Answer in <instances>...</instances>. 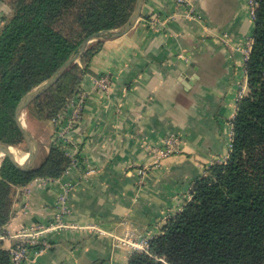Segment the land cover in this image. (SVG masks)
I'll list each match as a JSON object with an SVG mask.
<instances>
[{"label":"crops","instance_id":"crops-1","mask_svg":"<svg viewBox=\"0 0 264 264\" xmlns=\"http://www.w3.org/2000/svg\"><path fill=\"white\" fill-rule=\"evenodd\" d=\"M188 1L201 18L186 17V5L178 0H144L134 27L103 42L81 83L87 94L82 120L68 137V151L79 165L59 179L37 178L16 189L2 248L15 244L17 231L51 221L70 184L69 221L83 229L52 234L53 247L26 264H128L133 253L114 246L113 235H122L124 224L160 235L194 181L224 162L245 78L240 47L253 36L254 19L248 0ZM10 13L0 0V27ZM223 35L228 44L218 38ZM101 74L112 78L109 94L94 87ZM37 132L32 134L39 150L41 144L48 153L53 124L46 121ZM170 133L180 136L182 151L149 170L141 183L139 170L151 161L144 146ZM89 226L111 235L84 228Z\"/></svg>","mask_w":264,"mask_h":264},{"label":"trees","instance_id":"trees-1","mask_svg":"<svg viewBox=\"0 0 264 264\" xmlns=\"http://www.w3.org/2000/svg\"><path fill=\"white\" fill-rule=\"evenodd\" d=\"M4 1L11 13L0 27V142L19 147L26 143L15 119L20 101L51 78L88 36L122 27L136 0ZM256 2L246 61L248 90L237 104L228 158L194 181L183 209L166 221L148 252L133 253L128 264H264V0ZM69 14L84 33L78 41L57 28L58 20ZM103 42L91 44L79 62L28 106V120H52L65 107ZM72 164L67 148L53 139L49 152L30 172L4 156L0 236L14 216L16 189L37 178L59 179ZM0 264H12L1 242Z\"/></svg>","mask_w":264,"mask_h":264},{"label":"built area","instance_id":"built-area-1","mask_svg":"<svg viewBox=\"0 0 264 264\" xmlns=\"http://www.w3.org/2000/svg\"><path fill=\"white\" fill-rule=\"evenodd\" d=\"M181 4H185L187 11L186 17L188 18H201L197 10L191 6L188 0H178ZM248 8L250 16L255 19L257 2L256 0H248ZM167 19L162 21L165 24ZM157 20L151 21L155 25ZM160 24V22L158 21ZM221 42L228 44L229 38L227 35L218 37ZM253 44V37L245 40V58L249 57ZM113 86L112 78L109 74H101L94 78V87L104 94H109ZM248 90V81L245 78L242 88L239 91V99L243 98ZM87 94L80 89L69 99L65 107L51 120L54 126L53 141L61 143L63 147L67 148L70 132L78 126L82 120L84 105ZM180 140L176 134L167 136L160 146H150L148 152L153 159L154 165H158L164 159L180 153ZM67 153L73 159L72 165H79V160L75 154L68 151ZM147 167L140 170V182L144 181ZM73 186L66 184L63 193L59 197L57 203V212L54 218L45 224H35L27 228L17 231L12 237L16 240L15 244L9 249L12 264H26L28 261L34 260L53 247L51 235L57 232L66 230L83 229L76 224L69 221L72 215V209L68 203L69 194ZM124 232L122 235H113L114 246L121 248H128L132 253L148 252L151 240L156 236H149L141 234L128 224H124ZM85 229L96 230L102 235H111L109 232L101 230L95 226L84 227Z\"/></svg>","mask_w":264,"mask_h":264},{"label":"water","instance_id":"water-1","mask_svg":"<svg viewBox=\"0 0 264 264\" xmlns=\"http://www.w3.org/2000/svg\"><path fill=\"white\" fill-rule=\"evenodd\" d=\"M143 5L144 0H136L134 12L132 13L129 20L119 29H105L88 36L78 46L73 55L56 71V73L51 78L24 96L16 108L15 119L29 147L27 157L23 163H20L17 156L11 151L12 147L2 142H0V155L8 157L11 162L20 170L30 172L36 167L39 155V143L32 132L26 127L24 120L25 110L34 100L51 88L62 77L64 72L70 68L71 65L77 63L79 58L91 44L96 41L116 39L127 34L141 17Z\"/></svg>","mask_w":264,"mask_h":264},{"label":"rangeland","instance_id":"rangeland-1","mask_svg":"<svg viewBox=\"0 0 264 264\" xmlns=\"http://www.w3.org/2000/svg\"><path fill=\"white\" fill-rule=\"evenodd\" d=\"M57 28L60 30V31H62L66 36H68L71 40H73V41H78V40H80L82 37H83V31H82V28L80 27V25H79V23H77V21L75 20V18L73 17V16H71L70 14L69 15H66V16H64V17H61V19L60 20H58V22H57ZM96 42H98V41H96ZM95 43V42H94ZM241 48V52H242V54H243V57H244V61H245V78H247V75H246V58H245V53H244V50H245V41L243 42V44H242V46L240 47ZM79 62V61H78ZM245 78L242 80V82L240 83V86H239V90H238V95H237V100H236V103L238 104V101L240 100L239 99V91L241 90V88H242V84H243V82H244V80H245ZM246 94H247V92H246ZM245 94V95H246ZM244 95V96H245ZM236 111H237V105H236ZM236 115V114H235ZM235 118V117H234ZM51 121V120H50ZM44 122H46V121H40V120H37V119H35V118H32V119H30V120H28L27 119V115H26V113H25V124H26V127L34 134V133H36L37 135H38V132H37V128H42V130H43V128H44ZM232 122H233V120H232ZM39 123V124H38ZM41 123V124H40ZM36 125H38V126H36ZM232 127H233V124H232ZM45 130V129H44ZM233 131V130H232ZM171 134H176V133H170V134H168V135H166L163 139H162V141L160 142V143H158V144H155V145H150V144H147V145H145L144 146V149L146 150V153L148 154V156L150 157V163H147V164H145L144 166H142L141 168H140V170L141 169H143V168H145V167H147L148 169H146V174H147V172L149 171V170H151V169H153V167H157V166H159L161 163H159L158 165H154V163H153V159H152V157L150 156V154H149V152H148V148L150 147V146H160L161 144H162V142H163V140L167 137V136H169V135H171ZM35 135V134H34ZM176 136H178V138H179V140H180V146L182 145V140H181V138H180V136L178 135V134H176ZM53 139V138H52ZM231 141H230V144H229V150H231V147H232V141H233V132H232V136H231ZM14 149H15V154H16V156L18 157V159H21V158H23L24 156H27V154H28V152H29V147H28V145L25 143V144H22L21 146H19V147H13ZM182 151V148L180 149V152ZM27 152V153H26ZM230 152V151H229ZM45 155H46V150L43 148V146H41V144H40V150H39V155H38V159H37V163L36 164H38L40 161H41V159H43L44 157H45ZM228 155H229V153H228ZM3 157L4 156H1L0 157V163H1V161H2V159H3ZM227 158H228V156L224 159V162L227 160ZM21 161V160H20ZM22 162H23V160H22ZM140 170H139V172H140ZM190 198V194L187 196V199H184L185 200V202H184V205L182 206V208H181V210L183 209V207L185 206V203H186V201L188 200ZM180 210V211H181ZM179 213V212H178ZM171 217H174V216H171ZM169 219V218H168ZM167 219V220H168ZM166 220V221H167ZM166 223V222H165ZM165 223H164V225H165ZM163 225V226H164ZM162 229H163V227H162ZM137 230V229H136ZM157 236H159V235H157Z\"/></svg>","mask_w":264,"mask_h":264},{"label":"bare ground","instance_id":"bare-ground-1","mask_svg":"<svg viewBox=\"0 0 264 264\" xmlns=\"http://www.w3.org/2000/svg\"><path fill=\"white\" fill-rule=\"evenodd\" d=\"M24 120H25V116H24ZM11 151L15 154V149L12 147L11 148ZM27 153V152H26ZM16 155V154H15ZM2 155H0V157H1ZM26 157L27 156H24L23 158H21V159H18V161L20 162V163H23L24 161H25V159H26ZM18 158V157H17ZM21 160V161H20ZM22 160H23V162H22Z\"/></svg>","mask_w":264,"mask_h":264}]
</instances>
